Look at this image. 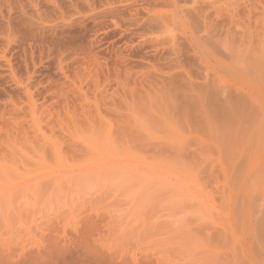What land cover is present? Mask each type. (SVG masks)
<instances>
[{
  "label": "rangeland",
  "instance_id": "rangeland-1",
  "mask_svg": "<svg viewBox=\"0 0 264 264\" xmlns=\"http://www.w3.org/2000/svg\"><path fill=\"white\" fill-rule=\"evenodd\" d=\"M263 68L264 0H0V264H263Z\"/></svg>",
  "mask_w": 264,
  "mask_h": 264
},
{
  "label": "bare ground",
  "instance_id": "bare-ground-1",
  "mask_svg": "<svg viewBox=\"0 0 264 264\" xmlns=\"http://www.w3.org/2000/svg\"><path fill=\"white\" fill-rule=\"evenodd\" d=\"M209 7H210V6H209ZM196 8H197V7H196ZM196 8H194V9H196ZM198 8H199V7H198ZM207 8H208V6H207ZM199 9H200V8H199ZM202 10H204V9H202ZM205 10H206V12H208V9H205ZM209 10H210V8H209ZM196 11H197V10H196ZM198 11H200V13H199ZM198 11H197L198 14H206V13H203L201 10H198ZM201 12H202V13H201ZM161 15H162V14H161ZM206 15H208V14H206ZM162 16H163V15H162ZM201 16H204V15H201ZM165 17H166V15H165ZM165 17H162V18L165 19ZM171 19H172V18H171ZM205 19H208V17L206 16ZM219 24H220V23H219ZM216 25H217V28H218V27H219V26H218V23H217ZM216 25H215V26H216ZM213 26H214V25H213ZM208 27L211 28L210 25H209ZM208 27H207V30L209 29ZM225 27H227V26H224L223 28L225 29ZM230 27H231V26H230ZM230 27H228V29L226 28L227 31H228L229 29H231ZM217 28H214V29H217ZM212 29H213V27H212ZM207 30H205V31H207ZM219 30H221V28L218 29L216 32H218ZM209 33H210V32H209ZM225 33H226V31H225ZM229 33H231V32H229ZM229 35H230V34H229ZM231 35H232V33H231ZM231 35H230V36H231ZM235 35L237 36V34H235ZM234 37H235V36H234ZM177 50H178V49H177ZM173 52H174V51H173ZM177 52H178V51H177ZM214 53H215V52H214ZM171 54H172V53H171ZM174 55H175V54H174ZM176 55H177V54H176ZM180 55H181V54H180ZM180 55H179V56H180ZM213 55H215V54H213ZM179 56H178V57H179ZM181 56H182V55H181ZM215 56H217V54H216ZM218 57H219V56H218ZM167 58H168V57H167ZM171 58H172V57H171ZM208 58H209V57H208ZM176 59H177V57H176ZM217 59H219V60L222 61V59H220V57L217 58ZM180 66H181V65H180ZM232 67H233V66H232ZM222 69H223V68H222ZM263 69H264V68H263ZM256 71L258 72V69H256ZM253 72H254V71H253ZM262 72L264 73V71H262ZM239 73H240V72H239ZM263 73H262V74L259 73L260 76H263V75H264ZM240 74H241V73H240ZM190 75H191V74H190ZM251 75H252V73H251ZM251 75H249V76H251ZM258 76H259V75H258ZM242 77H243V76H242ZM246 77H247V76H246ZM256 77H257V76H256ZM244 78H245V76H244ZM250 78H251V79H250L251 82H250L249 79H247V80L250 82V84H249L248 86L246 85V87H249V88H252V89H253V88H257V91H258V90L261 91V89H258L259 86L256 84V81H257L258 79L256 78V81H254V79H255L254 77H250ZM253 78H254V79H253ZM240 79H241V78H240ZM259 80H260V79H259ZM240 82H241V81H240ZM244 82H245V81L243 80V83H244ZM260 82H261V81H260ZM241 83H242V82H241ZM244 84H245V83H244ZM239 87H240V85H239ZM241 87H242V86H241ZM249 90H250V89H249ZM253 90H254V89H253ZM244 93H245V92H244ZM258 100H259V99H258ZM232 101H233V100H232ZM235 102H236V101H235ZM239 104H240V103H239ZM235 105H238V104H235ZM238 107H239V105H238ZM226 109H227V108H226ZM229 111H230V110H229ZM230 112H231V111H230ZM230 112H229V113H230ZM231 113H232V112H231ZM233 116H234V115H233ZM241 116H242V115H241ZM233 118H234V117H233ZM243 120H245V119L243 118L242 121H243ZM239 121H240V120H239ZM239 123H240V122H239ZM239 123H238V124H239ZM250 263H251V262H250ZM262 263H263V262H262ZM263 264H264V263H263Z\"/></svg>",
  "mask_w": 264,
  "mask_h": 264
}]
</instances>
